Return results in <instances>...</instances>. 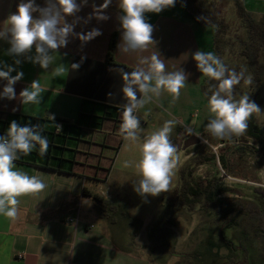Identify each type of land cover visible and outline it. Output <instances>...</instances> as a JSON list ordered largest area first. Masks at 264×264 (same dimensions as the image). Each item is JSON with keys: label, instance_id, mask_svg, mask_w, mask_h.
<instances>
[{"label": "crops", "instance_id": "1", "mask_svg": "<svg viewBox=\"0 0 264 264\" xmlns=\"http://www.w3.org/2000/svg\"><path fill=\"white\" fill-rule=\"evenodd\" d=\"M257 1L245 0V4L260 18L264 16V0ZM18 2L0 0V27L16 11ZM36 3L44 6V0ZM102 3L103 0H88L76 16L87 18L93 5ZM103 11L109 17L107 20L93 16L87 23L80 19L74 27L75 33L98 28L101 35L87 42L70 36L67 46L52 53L53 61L47 69L30 61L22 62L17 67L24 76L14 85L17 98L0 99V114H6L8 126L18 115L40 118L42 135L53 142L49 143L50 150L45 156L34 150L15 162L18 169L38 176L46 186L37 193L17 198L14 220L0 216V264H152L140 251L149 247L150 239L143 223L137 224L132 232L128 227L133 222L125 218L128 215L118 209L101 215L93 197L97 195L115 207L120 204L107 191V182L122 144L121 114L128 103L122 92L123 74L137 67L146 69L147 64H140L142 58L156 54L164 62L166 72L183 69L188 80L175 101L162 92L139 109L136 114L140 121L145 124L161 110L202 137L208 133L204 126L211 114L202 92L205 76L197 71L193 53L205 52L201 39L206 36L210 39L208 52L213 54L211 31L204 32L195 26L185 6L177 1L174 7L160 13L146 14L153 25V42L146 49L124 53L117 48L122 31L118 0H112ZM66 19L71 23L74 17ZM114 32L116 64H108L106 54ZM8 47L7 41L0 40V61L13 64ZM57 70H62L60 75H56ZM34 80L42 89L43 99L35 105L22 104L19 93ZM3 83L6 81H0V88ZM13 107L16 111H12ZM257 118L259 121L258 113ZM257 179L261 180L259 176ZM68 218L75 221L68 222Z\"/></svg>", "mask_w": 264, "mask_h": 264}, {"label": "clouds", "instance_id": "2", "mask_svg": "<svg viewBox=\"0 0 264 264\" xmlns=\"http://www.w3.org/2000/svg\"><path fill=\"white\" fill-rule=\"evenodd\" d=\"M177 0H118L121 13V39L117 48L124 53L146 49L153 42V25L148 22L147 13H160L174 7ZM88 0H44V6L36 0H19L16 11L11 12L0 27V40L7 41V54L13 57V64L0 61V81H6L0 88V99L13 100L17 98L14 85L24 76L17 66L24 61L47 69L53 61L52 53L69 43L70 36H78L82 42H87L101 35V30L92 28L86 33H75L77 21L84 19L87 23L93 16L97 20H107L104 13L112 0H103L99 6L93 5V11L87 18L76 16L82 5ZM38 13V16H34ZM67 16L74 19L69 23ZM22 58V59H21ZM197 71L209 81H216L214 90L210 87L207 108L211 114L205 124V131L218 139H230L242 136L248 128V119L253 112L261 111L260 107L249 95L239 100L233 97V85L240 80V75L227 68L225 63L211 52L196 51L193 53ZM140 64L147 68L137 67L130 73L123 74L122 92L128 103L122 108L119 132L125 140L136 141L140 129L139 109L158 98L162 92H167L172 100L179 98L188 80V74L182 69L166 72L164 62L153 54L150 58H142ZM78 66V65H76ZM62 70H57L60 75ZM15 72V75L12 73ZM250 83V79L246 81ZM41 87L37 81H32L30 87L20 91L22 104H39ZM137 92L140 96H137ZM12 111H16L13 107ZM164 125L151 135L145 136L140 147L141 158L134 167L140 179L133 183L134 191L147 200L150 196H159L169 191L171 177L176 167V147L170 142V125ZM189 136L200 133L192 128L185 129ZM43 129L35 124H20L12 120L7 131L0 134V216L14 220L17 216L18 197L28 193H37L45 188L44 182L36 175L18 169L15 162L22 156H28L34 150L41 157L48 152L49 142ZM206 144L207 141L203 140ZM38 146V147H37ZM128 166V162H125Z\"/></svg>", "mask_w": 264, "mask_h": 264}, {"label": "trees", "instance_id": "3", "mask_svg": "<svg viewBox=\"0 0 264 264\" xmlns=\"http://www.w3.org/2000/svg\"><path fill=\"white\" fill-rule=\"evenodd\" d=\"M187 9L188 15L195 26L211 31V44L213 55L218 56L228 69L234 70L240 75V80L233 85V97L239 100L249 95L250 100L259 94V85L264 82V16L257 17L246 6L245 0H233L235 17L227 19L223 11L214 0H177ZM117 43V33L110 38L106 54L108 64H116L114 50ZM250 79V83L246 82ZM216 81H209L207 77L202 83V92L206 100L210 95V87L214 90ZM206 93L208 95H206ZM20 124H35L41 128V119L34 116H20L15 119ZM8 118L6 114H0V134L7 130ZM57 121L55 120V127ZM184 126L176 128L177 137L173 140L175 146L178 136L188 133ZM244 135L256 140L260 147L242 144L235 140L232 146L218 156L219 162L225 173L238 175L234 166L237 156L250 151L264 154V129L260 125L257 112H253L248 119V128ZM234 140L235 137H232ZM217 146L225 142L224 139H211ZM53 144L52 140H48ZM57 145L55 144V147ZM204 144H196L190 152L193 156L188 158L180 169V181L171 192L167 200L172 205L184 208L189 212L201 210L207 214H213V218L220 223L219 235L222 242L233 250H242L243 258L240 264H264V188H256L259 195L258 201L244 198L241 192L230 188L222 177H200L196 175L199 165L215 161L216 154L204 153ZM50 147V146H49ZM176 147V146H175ZM50 148H48L49 153ZM237 154V156H234ZM240 176V175H238ZM245 177V176H241ZM233 193L234 196H225ZM101 215L114 212L117 208L108 204L97 195L93 196ZM233 226H241V234L238 245L225 235V231ZM195 228L190 237L198 230Z\"/></svg>", "mask_w": 264, "mask_h": 264}, {"label": "rangeland", "instance_id": "4", "mask_svg": "<svg viewBox=\"0 0 264 264\" xmlns=\"http://www.w3.org/2000/svg\"><path fill=\"white\" fill-rule=\"evenodd\" d=\"M214 1L227 19L235 17L233 0ZM204 32L206 31L204 30ZM201 42L205 52H208L210 48L209 37H202ZM259 87V94L252 101L261 109L257 113L260 118L259 123L264 127V82ZM166 121H173L170 125L172 131L169 134L170 142L173 144V140L177 137L176 128L181 124L161 110L155 112L153 117L145 121V124L140 123L141 131L136 141L120 138V140L122 139L121 148L116 157L113 172L107 182V186H109L107 191L114 194L115 199L120 202V204L117 202L118 205L115 209L128 215L125 218L133 222V226L129 225L128 227L132 232L136 231L137 224L143 223L144 229L149 232L150 239L149 247L140 249V251L150 258L152 264H240L243 251L233 250L222 242L219 235L220 223L218 221L213 222L216 218H213L212 213L207 214L201 210L191 213L184 208L175 207L167 200L180 181L179 171L181 167L188 158L194 155L190 151L196 144L191 143L184 149V141L196 135L187 136L182 132L178 136L175 144L177 162L171 177L169 191L162 192L155 197L149 195L147 200L134 191L133 183L140 179L134 165L141 158L140 147L144 138L159 130ZM200 137L208 142L205 144L200 138L198 143L205 145L204 153H213L216 156L225 152L235 140L242 144H249L248 142H250L252 144L249 145L257 148L261 146L256 140L250 139L244 134L240 137L233 136L235 137L234 140L232 138L224 139L225 142L222 145L218 144V146H214L211 141V139L218 138L209 133ZM186 156H188L187 159ZM237 158L234 170L240 175H236L241 180L239 182L230 181L226 178L225 173H223L225 171L217 158L210 163L199 165L196 168V175L203 178L220 176L230 188L241 192L244 198L258 201L259 195L255 190L256 188H264L260 186L264 181V177L261 176L264 175V154L246 151ZM125 162H128V166L125 165ZM231 176L235 177V175ZM257 176L261 180H258ZM225 196H234V194L227 193ZM197 227H199L198 230L190 237L191 232ZM240 234L241 226H233L225 231V235L232 239L236 245H238ZM123 235L127 236L128 234ZM130 249L137 251L135 248ZM248 262L251 264L249 258Z\"/></svg>", "mask_w": 264, "mask_h": 264}, {"label": "built area", "instance_id": "5", "mask_svg": "<svg viewBox=\"0 0 264 264\" xmlns=\"http://www.w3.org/2000/svg\"><path fill=\"white\" fill-rule=\"evenodd\" d=\"M201 138V137H200ZM202 140H205L204 138H201ZM207 141V140H206ZM208 143V142H207ZM219 145H222V144H219ZM218 146V145H217ZM214 148H216L217 149V147H214ZM217 159H218V155H217ZM223 173H225V172H223ZM225 176H226V178H228L230 181H237V182H239V181H241L240 179H238L237 177H232L231 175H228V174H224ZM260 186H262V187H264V183L263 184H260ZM73 221H75L74 220V218H68V222H73ZM19 257L21 258V257H23L22 256V254H19Z\"/></svg>", "mask_w": 264, "mask_h": 264}, {"label": "water", "instance_id": "6", "mask_svg": "<svg viewBox=\"0 0 264 264\" xmlns=\"http://www.w3.org/2000/svg\"><path fill=\"white\" fill-rule=\"evenodd\" d=\"M199 141H200V137H197V136H194V137H192L190 139H186L184 141V147H188L189 145H191V143L198 144Z\"/></svg>", "mask_w": 264, "mask_h": 264}]
</instances>
